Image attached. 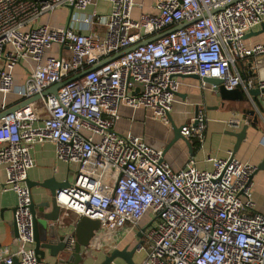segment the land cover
<instances>
[{"label": "built area", "instance_id": "1", "mask_svg": "<svg viewBox=\"0 0 264 264\" xmlns=\"http://www.w3.org/2000/svg\"><path fill=\"white\" fill-rule=\"evenodd\" d=\"M95 1L74 0L66 22L51 26L40 18L72 0H0V112L11 92L21 101L39 95L0 117L2 190L14 194L17 233L12 252L0 246V263L16 257L19 264H51L37 260L33 250L25 184L34 165L30 145L48 141L73 174L54 191L59 209L96 219L99 228L134 235L143 228L135 236V251L143 254L136 264H264V213L253 210L251 198L254 165L229 152L207 157L209 170L197 169L189 157L174 171L161 149L113 128L121 107L147 110L150 119L169 127L180 75L194 74L201 88L212 90L203 77L220 79L227 90L264 88V78L236 70L237 61L264 54V42L243 38L264 22V0H149L155 13L135 19L133 0H108V12L85 13ZM181 23L186 24L103 61L141 41V29L151 35ZM15 66L24 72L17 86ZM92 66L55 95L41 96L51 84ZM260 97L264 104V92ZM205 121L197 110L180 135L199 147ZM73 241L69 237L66 247Z\"/></svg>", "mask_w": 264, "mask_h": 264}, {"label": "crops", "instance_id": "2", "mask_svg": "<svg viewBox=\"0 0 264 264\" xmlns=\"http://www.w3.org/2000/svg\"><path fill=\"white\" fill-rule=\"evenodd\" d=\"M134 5L130 16L135 19L140 13H155L151 8L149 0H133ZM108 0H96L93 5L84 9L85 13L94 11L96 14L108 12ZM61 12V20L65 23L68 17L67 8H57L53 11ZM52 13V14H53ZM51 16V14H50ZM62 23H58L60 26ZM264 24V22H263ZM51 25V24H49ZM54 26V25H51ZM57 26V25H55ZM259 26L254 29L257 30ZM101 31V28H95ZM85 32V31H83ZM139 35L143 39L151 38L155 34L149 35L144 30H140ZM246 43L264 42V34L244 38ZM236 70L242 77L252 79L264 78V54L256 57H245L236 63ZM24 77V72L20 66L13 69V85H20ZM177 94L171 104L169 119L175 125L185 124L193 116L194 109L201 110L205 116L204 138L199 147L192 150L191 155L187 151L185 143L178 139L172 143L162 155V159L168 166L176 171L182 168L189 157L194 161L197 169L209 170L210 162L207 157L225 158L231 154L235 143L232 133L238 132L245 126L243 138L238 143L232 157L239 161H248L255 168L259 165L262 168L255 170L251 175V198L253 210L264 213V104L260 93L255 96L254 102L250 101H222L211 87L201 88L197 78L180 75L178 78ZM1 98V97H0ZM8 108H17L21 104V99L14 93L5 96ZM120 118L114 123V130L119 133L130 132L142 138L149 146L163 150L172 138L170 126H164L148 117V111L137 109L131 110L128 107H121ZM237 124H233L234 122ZM30 154L34 165L27 171V179L30 182H41L42 180L53 178L56 182L69 180L71 169L54 156L53 144L43 141L30 145ZM4 171L0 165V246L6 247L8 252L15 248V238L5 241L6 231L12 234V211L15 198L10 190H2ZM30 197L34 203L46 198L47 191L40 186L30 188ZM78 216L71 211L63 212L60 208L59 220L65 222V232L72 234ZM74 239V238H73ZM10 240V241H9ZM135 242L133 232H123L122 229L108 230L98 228L88 245L79 247L81 257L78 264H101L104 257L116 248L124 247L129 250ZM143 257L142 253L136 251L132 253L130 261L138 263ZM43 260L53 263V258L45 256ZM3 264V263H0ZM106 264H128L121 257H114Z\"/></svg>", "mask_w": 264, "mask_h": 264}, {"label": "water", "instance_id": "3", "mask_svg": "<svg viewBox=\"0 0 264 264\" xmlns=\"http://www.w3.org/2000/svg\"><path fill=\"white\" fill-rule=\"evenodd\" d=\"M73 4H74V0H72V2L66 6L68 9V17L72 12ZM213 11L214 10H212L211 12ZM185 24L186 23H181L175 27H172L160 33H157L151 38L143 39L127 47L126 49L113 53L111 56L107 57L103 61L104 62L111 61L121 56L126 51L132 49L136 45L154 40L172 31L173 29H177ZM260 33L264 34V24L263 23H260L259 28L257 30H252V31L245 33L243 35V38L254 36ZM95 67L96 66H92L88 68L87 70H83L79 72L72 78L65 79V80L51 84L49 87H47L41 92V96L47 93H51L55 95L56 90L61 85H63L65 82L73 78L79 77L82 74L86 73L88 70L93 69ZM188 76L197 78V76L194 74H188ZM202 80L208 84L214 85L213 91L215 92V96H217L222 101H239V102L250 101L253 103L255 96L258 95L260 92H264V88H261V89L251 88V89H248L246 92H244L242 89H239V88H233V89L227 90L220 84V79L218 78L203 77ZM135 91H137V88L135 89ZM176 95L178 94L176 93ZM38 98H39V95H33L31 97L24 99L21 102V104L34 101ZM14 109L15 108H7L6 110L0 112V117L6 115L7 113L12 112ZM196 112H197V109L195 108L193 112V116L196 115ZM168 118H169V115H168ZM194 124L195 122L193 121L191 125L194 126ZM169 126L172 131V138L168 142V144L163 148L162 155L164 154L166 149L178 139H181L185 143L187 147V151L191 155V146L189 142L185 138H183L179 133L181 125L175 126L169 119ZM244 128L245 126H242L238 132L232 133V135L235 137V143H234L233 150L230 156H232L234 149L236 148L238 143L243 138ZM260 168H262L261 165L257 166L255 170L260 169ZM25 184L29 190L32 186H40V187H43L47 191L45 199L41 200L40 202L34 203L32 199L30 198V204H29V210H30L31 218H32V234H33V242H34L33 250H34L37 260H43L45 256H48L54 259L52 264H78V262L81 259L79 255V247L80 246L85 247L88 245L89 240L93 237L94 233L99 228L98 220L89 219L85 216H80L74 225L72 234L69 232H65L64 230L66 228V225H65V222H63V220L61 219L59 220L60 209L54 199V191L56 189H59L61 187L68 185L69 181L65 180L63 182H56L54 181L53 178H49V179L42 180L41 182H30L26 177ZM11 211L13 214L14 207L11 209ZM142 230L143 228H141L138 232H136L135 236L140 237V232ZM16 236H17L16 228L12 220V234L9 233V231L8 232L6 231L4 242H7L8 239H11L12 237L16 238ZM71 236L74 238V241L71 247L67 248L66 242ZM135 245L136 244H133V246L129 250H127L126 247L122 249H116V248L112 249L109 252V254L104 257L101 264H106L110 262L114 257H121L128 264H133L130 261V257L132 253L135 252ZM11 264H19L16 257H13Z\"/></svg>", "mask_w": 264, "mask_h": 264}, {"label": "rangeland", "instance_id": "4", "mask_svg": "<svg viewBox=\"0 0 264 264\" xmlns=\"http://www.w3.org/2000/svg\"><path fill=\"white\" fill-rule=\"evenodd\" d=\"M53 13V12H52ZM51 13V16L50 15H43L40 20L42 22H45V23H48V24H51V25H57L58 26V23H62L63 21L61 20V12H58V11H55L53 14ZM54 49V46L51 48V52L53 51ZM67 51L65 50L64 53H66ZM72 177H73V174L72 172H70L68 178L69 180L71 181L72 180ZM138 253V252H137Z\"/></svg>", "mask_w": 264, "mask_h": 264}, {"label": "trees", "instance_id": "5", "mask_svg": "<svg viewBox=\"0 0 264 264\" xmlns=\"http://www.w3.org/2000/svg\"><path fill=\"white\" fill-rule=\"evenodd\" d=\"M190 146H191L192 150L195 149V148H197L196 145H194L193 143L190 144Z\"/></svg>", "mask_w": 264, "mask_h": 264}]
</instances>
